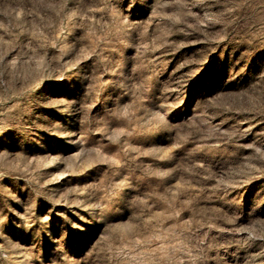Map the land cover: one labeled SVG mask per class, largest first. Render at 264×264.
<instances>
[{"label":"rangeland","instance_id":"rangeland-1","mask_svg":"<svg viewBox=\"0 0 264 264\" xmlns=\"http://www.w3.org/2000/svg\"><path fill=\"white\" fill-rule=\"evenodd\" d=\"M0 264H264V0H0Z\"/></svg>","mask_w":264,"mask_h":264}]
</instances>
